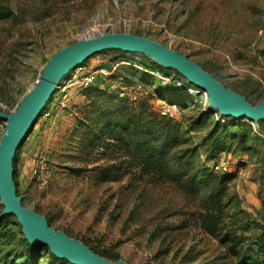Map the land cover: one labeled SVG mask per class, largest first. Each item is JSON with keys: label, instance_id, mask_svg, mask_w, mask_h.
Instances as JSON below:
<instances>
[{"label": "rangeland", "instance_id": "obj_1", "mask_svg": "<svg viewBox=\"0 0 264 264\" xmlns=\"http://www.w3.org/2000/svg\"><path fill=\"white\" fill-rule=\"evenodd\" d=\"M0 2L11 9L0 19L3 114L15 111L54 53L117 32L186 54L251 104L264 99V0ZM77 67L93 71L94 82L68 87L65 98L56 87L15 150L22 204L109 260L264 264V119L221 114L205 91L143 53L105 49ZM141 100L161 115L164 104L180 109L174 119L164 115L178 129L167 155L171 177L142 174L106 129ZM6 122L0 117V139ZM40 155L48 176L43 184L31 177ZM220 155L231 159L230 177L212 169ZM112 165L121 169L116 175ZM214 190L222 215L211 233L198 215ZM3 207L0 199V264H76L47 244L30 243L17 216Z\"/></svg>", "mask_w": 264, "mask_h": 264}, {"label": "water", "instance_id": "obj_2", "mask_svg": "<svg viewBox=\"0 0 264 264\" xmlns=\"http://www.w3.org/2000/svg\"><path fill=\"white\" fill-rule=\"evenodd\" d=\"M105 49H121L143 53L158 63L174 68L191 84L208 95L209 105L221 114L252 121L264 119V99L249 103L245 96L223 86L199 64L150 38L117 32L81 39L54 53L46 62L40 77L23 96L13 113L0 117L7 122L0 139V199L3 212L13 213L32 244H47L59 257L76 264H131L123 259L109 260L80 239L54 229L45 216L22 204L13 178V157L18 145L33 127L39 113L55 91L59 80L93 54Z\"/></svg>", "mask_w": 264, "mask_h": 264}, {"label": "trees", "instance_id": "obj_3", "mask_svg": "<svg viewBox=\"0 0 264 264\" xmlns=\"http://www.w3.org/2000/svg\"><path fill=\"white\" fill-rule=\"evenodd\" d=\"M10 12L11 9L0 2V19ZM169 120L155 111L148 101L141 100L129 107L126 113L116 114L114 121L106 123V129H110L112 139L117 140L126 152L133 155V160L142 174L171 177L173 173L167 162V155L178 143V129ZM109 169L115 175L121 170L115 165ZM223 176L230 177L229 172L223 173ZM186 183L191 188L194 187L192 182ZM221 215L219 193L214 190L208 195L203 209L199 212L200 223L203 228L213 233L219 227Z\"/></svg>", "mask_w": 264, "mask_h": 264}, {"label": "built area", "instance_id": "obj_4", "mask_svg": "<svg viewBox=\"0 0 264 264\" xmlns=\"http://www.w3.org/2000/svg\"><path fill=\"white\" fill-rule=\"evenodd\" d=\"M65 78L66 83L64 81ZM94 78L95 75L93 71H85L81 69V67H75L61 79V82L58 83L57 88H61V92H63V98H65L67 96L66 89L68 87L71 86L76 89H85L94 82ZM160 111L163 115L171 119L176 118L180 114V109L176 103H170L167 105L164 104L161 106ZM231 165L232 162L229 157L220 155L213 161L212 169L219 173H227L231 170ZM45 173L46 169H44L43 159L40 155L32 169L31 177L37 178V180L43 184L48 178Z\"/></svg>", "mask_w": 264, "mask_h": 264}]
</instances>
